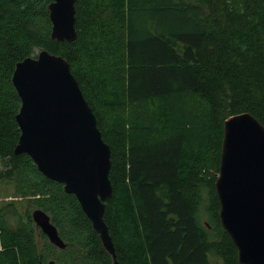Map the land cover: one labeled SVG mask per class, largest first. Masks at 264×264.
Segmentation results:
<instances>
[{"label": "trees", "instance_id": "16d2710c", "mask_svg": "<svg viewBox=\"0 0 264 264\" xmlns=\"http://www.w3.org/2000/svg\"><path fill=\"white\" fill-rule=\"evenodd\" d=\"M52 2L0 0V183L17 199L0 200V264L115 262L76 196L15 153L13 74L41 51L70 63L111 148L117 262L240 264L216 181L225 121L250 113L264 126V0H77L73 42L52 38Z\"/></svg>", "mask_w": 264, "mask_h": 264}, {"label": "water", "instance_id": "95a60500", "mask_svg": "<svg viewBox=\"0 0 264 264\" xmlns=\"http://www.w3.org/2000/svg\"><path fill=\"white\" fill-rule=\"evenodd\" d=\"M76 1L53 0L49 6L53 39H77ZM12 81L21 98L15 153L30 156L43 175L76 196L114 264H119L104 220L114 191L111 148L70 63L41 51L17 64ZM216 188L222 227L238 248L239 263L264 264V126L250 113L224 123ZM32 218L53 245L66 248L47 213L36 209Z\"/></svg>", "mask_w": 264, "mask_h": 264}, {"label": "rangeland", "instance_id": "374dc122", "mask_svg": "<svg viewBox=\"0 0 264 264\" xmlns=\"http://www.w3.org/2000/svg\"><path fill=\"white\" fill-rule=\"evenodd\" d=\"M5 168L3 161L0 159V171ZM14 193V189L12 186H7L3 183H0V200L1 201H12L15 199L12 194ZM23 212V210H21Z\"/></svg>", "mask_w": 264, "mask_h": 264}]
</instances>
